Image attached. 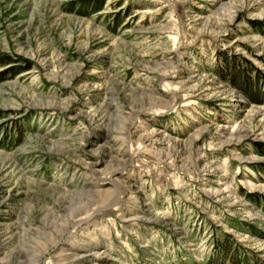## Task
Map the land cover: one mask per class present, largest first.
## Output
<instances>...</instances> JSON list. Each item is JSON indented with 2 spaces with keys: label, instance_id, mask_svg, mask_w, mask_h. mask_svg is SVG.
Returning a JSON list of instances; mask_svg holds the SVG:
<instances>
[{
  "label": "rangeland",
  "instance_id": "obj_1",
  "mask_svg": "<svg viewBox=\"0 0 264 264\" xmlns=\"http://www.w3.org/2000/svg\"><path fill=\"white\" fill-rule=\"evenodd\" d=\"M254 90L264 0H0V264H264Z\"/></svg>",
  "mask_w": 264,
  "mask_h": 264
},
{
  "label": "trees",
  "instance_id": "obj_2",
  "mask_svg": "<svg viewBox=\"0 0 264 264\" xmlns=\"http://www.w3.org/2000/svg\"><path fill=\"white\" fill-rule=\"evenodd\" d=\"M257 93V94H256ZM252 95V96H251ZM251 95H248L249 97H250V99L252 98H254V100H261L262 101V98H264V94H262L261 93V91L260 92H258V90H254V92H253V94H251ZM254 96V97H253ZM259 98H261V99H259ZM225 243V240L224 241H222V243H221V245H223Z\"/></svg>",
  "mask_w": 264,
  "mask_h": 264
}]
</instances>
